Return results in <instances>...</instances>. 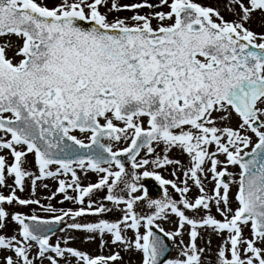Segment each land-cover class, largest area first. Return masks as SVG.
I'll use <instances>...</instances> for the list:
<instances>
[{"label":"snow or ice","instance_id":"1","mask_svg":"<svg viewBox=\"0 0 264 264\" xmlns=\"http://www.w3.org/2000/svg\"><path fill=\"white\" fill-rule=\"evenodd\" d=\"M124 11L133 14L109 20ZM257 13L264 27V0H0V190L8 189L0 191V264H133L132 255L135 264H205L212 235L223 241L214 264H264V32L250 27ZM122 141L130 142L114 150ZM174 149L187 165L169 156ZM169 167L171 180L159 171ZM78 170L96 182L85 185ZM47 180L57 187L42 204L35 197ZM145 180L158 184L160 199ZM26 187L30 196L21 198ZM58 195L77 207L53 206ZM6 205L37 206L50 218ZM114 210L122 216L106 219ZM201 230L209 233L204 247ZM55 231L85 234L101 254L69 246L74 236L53 244ZM164 238L178 257L166 256Z\"/></svg>","mask_w":264,"mask_h":264},{"label":"rangeland","instance_id":"2","mask_svg":"<svg viewBox=\"0 0 264 264\" xmlns=\"http://www.w3.org/2000/svg\"><path fill=\"white\" fill-rule=\"evenodd\" d=\"M124 3H131L133 2V0H123ZM152 2H155V0H152ZM198 2L200 3H203V4H208V5H212V6H215L216 5V0H198ZM51 6V4H50ZM164 11H167V9H162ZM101 11H104V9H101ZM148 10L147 9H144L141 14H144L145 12H147ZM133 13L131 12H127V11H124V12H120V13H114L112 15L109 16V20H112L114 16L118 15L120 17H130ZM222 14L224 15L225 19L226 20H231L233 19L234 17L231 16L230 14L226 13V12H223L222 11ZM156 25V22L153 21V27H155ZM251 29L257 33H260V32H264V27L261 26V21H260V14L257 13L255 18L253 19L251 25H250ZM231 125L233 127H236L237 124H238V118H236L235 116L233 117V119L231 120ZM146 121H145V127H146ZM76 135L80 138V139H83L85 142H88V140L86 139V136L83 135V134H80V133H76ZM249 135H251V133H249ZM253 141L255 142V137H253ZM128 142H125V141H122L120 144L118 145H114V150H117L119 148H123V147H127ZM163 148V145H161L160 147L157 148V152H161V149ZM144 155V152L143 150L141 151V156ZM169 156L171 158H178L180 159L185 165H187L188 163V158L186 155H183L181 154V152L179 150H172L170 153H169ZM140 157H138L139 159ZM11 158L9 157V160ZM29 160H32L33 157L31 155H29L28 157ZM220 160H224V157L223 156H220L219 157ZM126 169L129 171V173H131L132 169H131V163L129 162L128 164L125 165ZM161 172V174L163 175L164 178L166 179H174V177H172L170 175V172L172 171V168L169 167L167 169H161L159 170ZM228 171L233 173V174H238L239 172V168L238 166H229L228 167ZM78 174L81 175L82 177V180H83V183L86 185L88 184L89 182H92V183H95L96 180H97V175L94 174V173H91L89 172L87 177L84 178L83 174L79 172L78 170ZM179 175V173H178ZM70 179V177H69ZM8 183L11 184L12 183V180L9 179L8 180ZM44 183H47L48 184V189H44L42 187V185L38 188L37 190V193H36V197L35 198H38L41 200V203L42 204H47L49 203V201H47L45 199V197H47L48 195L51 194V192L55 191L56 187H57V184L55 181L53 180H47V181H44ZM182 186V185H181ZM190 187H191V191L188 193V197L190 199L194 198L195 196L198 195V190L193 186L191 185L190 183ZM213 187V184L210 182V177H209V180H206L205 181V189L206 191L209 192V194H211V189ZM0 191H3L4 194H8V189H2ZM236 191V186L233 185L232 186V193L234 194ZM169 192L170 194L173 196V198L175 199H178V194L174 192V190H172L170 187H169ZM139 194V193H138ZM17 195H19L21 198H29L30 196V191L28 190V188L26 187V190L23 192V193H20V192H17ZM69 195H74V193H72L71 191H69ZM100 196H103V193H100L99 194ZM162 197V195L160 196V198ZM158 198V199H160ZM63 199V196L62 195H58L56 197L55 200L53 201H50V203L53 204V206L57 207V208H60V207H63V208H73L75 209L77 206L72 204L71 202H65L63 205H61L59 203V201ZM107 203V202H106ZM109 207H111L110 204H108ZM8 208L9 211H18V212H23V213H28V214H32L33 211L36 212V214L40 215L41 217L43 218H50V216L44 212H42L37 206H29L27 208L25 207H20L18 205H13V206H5ZM235 207V205H234ZM138 212H140L141 214H143L144 212L148 211L147 208H146V205L145 204H140L137 206V209H136ZM213 214L216 215L215 213V209L213 208ZM187 215L189 216H196L197 214L196 213H186ZM122 216V213L119 212V211H113L112 213H109V214H106L105 215V218L110 220V221H115L117 219H119L120 217ZM216 218L217 219H221L218 215H216ZM87 219H92V218H85V221H82V222H86ZM170 219L173 221V223H167V222H162V226L165 228V230H173L174 229V225H175V222H176V218L173 216V217H170ZM16 229V225L12 224L9 226V228H7L5 231L8 235H12L14 233ZM143 231V230H141ZM187 231L188 229L186 228L185 229V235L183 237L185 243H187L188 241V236H187ZM83 233H77V232H71V231H66V232H58L56 233L55 235H53L51 237V242L53 244H55L57 242L58 239L60 240H63L64 238H67L68 236H74L76 237V239L72 240L71 243L69 244V246L71 247H75V248H78L82 251H85V252H88L92 255H99L101 254L100 253V250L98 248V245L95 243V242H90V243H84L83 240L81 239V237H83ZM244 235L246 237H249L250 236V232L248 229H245L244 231ZM209 239V233L207 231H204V230H201V238L198 239L197 243L200 247H204L207 240ZM211 240H212V244H211V249L210 251L206 252L204 254V260H205V264H214V260H215V253H216V250H217V247L223 242L221 238L215 236V235H212L211 236ZM171 246H172V252L170 253V255L168 256V258H176L178 257L179 255V248L176 246V244L173 242V241H169ZM63 246V245H62ZM115 249H112L111 247H109L108 249H105L103 254L104 255H108L110 254L112 251H114ZM132 261H133V264H135L136 261H138L140 259L139 255H132L131 257ZM129 260V256L128 255H125V262H127ZM47 264V262H46ZM61 264H64L63 261H61ZM73 264H75V262L73 261Z\"/></svg>","mask_w":264,"mask_h":264},{"label":"water","instance_id":"3","mask_svg":"<svg viewBox=\"0 0 264 264\" xmlns=\"http://www.w3.org/2000/svg\"><path fill=\"white\" fill-rule=\"evenodd\" d=\"M122 162L126 165L129 163L127 160V157H121ZM142 183L145 185L146 188L149 190V196L153 199H158L162 195V190L159 188L158 184L154 180H145L142 181ZM53 229H58L60 227H63V225H53ZM58 231H55V233ZM159 234V233H158ZM163 238V237H162ZM165 239V243L168 245V252L166 253V256L168 257L170 252L172 251V247L170 246V242Z\"/></svg>","mask_w":264,"mask_h":264}]
</instances>
